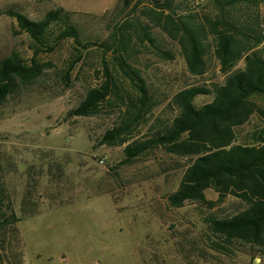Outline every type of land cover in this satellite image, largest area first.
Listing matches in <instances>:
<instances>
[{
	"label": "rangeland",
	"instance_id": "374dc122",
	"mask_svg": "<svg viewBox=\"0 0 264 264\" xmlns=\"http://www.w3.org/2000/svg\"><path fill=\"white\" fill-rule=\"evenodd\" d=\"M183 1L199 16L214 14L211 0ZM120 2L0 0V60L13 49L25 58L33 54L31 37L17 32L16 18L5 13L9 8L36 20L56 6L72 10L84 40L96 41L89 48L77 49L67 39L54 51L41 53L40 59L52 61L53 67L0 105V169L16 214L22 218L0 231V264H183L177 242L185 235L180 232L211 234L206 216H227L244 207L233 194L213 208L196 201L171 206L167 196L179 187L193 158L169 153L162 146L123 163L127 144L145 139L151 124L177 113L172 103L177 90L191 85L212 88L225 80L213 39L204 74L191 73L177 42L161 28H153L156 46L149 41L134 43L130 62L145 78L150 100L140 121L126 132L125 143L103 142L105 132L128 117L122 101L138 96L113 52L105 53L99 43L124 17L113 18ZM147 3L144 0L141 6ZM252 9L264 20V3ZM158 46L171 50L174 57H164ZM79 54L67 81L66 70ZM105 60L116 70L123 99L113 96L96 115L72 114L87 90L105 79ZM244 63L241 60L238 67ZM211 99V95L196 97L200 103ZM256 101L259 109L237 130L241 140L255 127L264 126V96ZM206 194L209 199L218 198L214 189ZM202 236L198 242L211 241ZM230 247L226 252L203 246L197 252L202 256L215 253L214 264L220 258L221 264H264V252L257 247H244L239 240Z\"/></svg>",
	"mask_w": 264,
	"mask_h": 264
},
{
	"label": "trees",
	"instance_id": "16d2710c",
	"mask_svg": "<svg viewBox=\"0 0 264 264\" xmlns=\"http://www.w3.org/2000/svg\"><path fill=\"white\" fill-rule=\"evenodd\" d=\"M142 1L121 0L114 8L113 18L124 17L99 42L105 53L113 52L122 73L130 77L138 92L135 99L122 101L128 117L120 126L108 129L103 142L125 143L126 132L140 121L150 100L145 78L130 62L134 43L149 41L156 46L153 28H161L177 42L191 73L204 74L213 39L212 48L225 80L212 88L191 85L177 90L172 97L177 113L169 120L151 124L145 139L127 144L123 163L156 146L193 158L179 187L168 194L169 204L181 207L187 201H196L213 208L227 195H235L244 203L241 210L227 216L213 213L205 217L213 233L212 238L207 235L210 243L215 249L228 252L230 245L239 240L244 247H257L264 252V126L255 127L242 140L237 131L259 109L256 98L264 96V20L256 10H251L264 0H211L214 14L203 16L183 0H147L141 6ZM5 13L16 18L18 33L25 32L31 37L33 54L25 58L13 49L0 60V105L53 67L52 61L40 59L41 53L54 51L67 39H72L77 49L89 48L96 42L84 40L74 11L61 6L49 9L37 20L13 8ZM158 49L164 57H174L171 50L160 46ZM80 58L81 54L77 55L68 66L67 81L71 80V71ZM243 59L244 65L238 67ZM104 70L105 79L87 90L78 106L71 110L72 114L96 115L113 96L123 99L116 70L107 60ZM204 95H211L212 99L205 103L196 101V97ZM208 189L218 193L216 200L207 198ZM20 220L0 169V231Z\"/></svg>",
	"mask_w": 264,
	"mask_h": 264
},
{
	"label": "crops",
	"instance_id": "0c3cea01",
	"mask_svg": "<svg viewBox=\"0 0 264 264\" xmlns=\"http://www.w3.org/2000/svg\"><path fill=\"white\" fill-rule=\"evenodd\" d=\"M162 203V202H161ZM160 218H162L161 215H159ZM22 219V218H21ZM180 234H184L182 240L180 242H177V250L180 252V256H182L183 264H214L213 262V256L215 253L208 254V256H202L198 254L197 250L200 247H207L211 250H214L213 245L208 243H200L198 242V239L203 238L202 235H205L206 238L208 236L213 237V233L211 234H201L197 232H180ZM208 235V236H207ZM213 248V249H212ZM219 257V256H217ZM176 258V256H175ZM222 258H220V261L217 260L216 264H221Z\"/></svg>",
	"mask_w": 264,
	"mask_h": 264
}]
</instances>
